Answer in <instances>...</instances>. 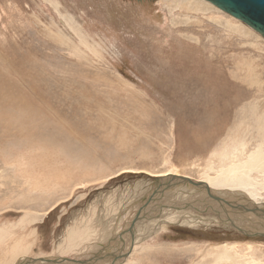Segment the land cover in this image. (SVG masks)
Here are the masks:
<instances>
[{"label":"rangeland","instance_id":"1","mask_svg":"<svg viewBox=\"0 0 264 264\" xmlns=\"http://www.w3.org/2000/svg\"><path fill=\"white\" fill-rule=\"evenodd\" d=\"M166 174L264 207V37L206 0H0V264L125 249L157 196L196 199ZM163 208L119 264H264V236Z\"/></svg>","mask_w":264,"mask_h":264},{"label":"bare ground","instance_id":"2","mask_svg":"<svg viewBox=\"0 0 264 264\" xmlns=\"http://www.w3.org/2000/svg\"><path fill=\"white\" fill-rule=\"evenodd\" d=\"M250 160H251V158H250ZM246 164H247V162H246ZM161 177H167L168 178L167 183L162 185V187L164 186V190L168 189L171 186L177 187L178 185L191 187L195 191L194 193H192L193 199H194V197L196 199L191 200V198H189V197L185 198L184 195L187 193H185L183 190V191H181L182 195L180 198L178 197L175 199H171V200H169V204L167 203L166 205H163L164 200H161L160 197L157 196L158 198H156L154 200L156 202V208L154 207L153 204H151L152 206H149V208H145V209L141 208L143 210V211L142 210L140 211L142 214V217H144V216L146 217V215H147V212L144 210L149 209L148 214H149V212L153 213L154 211L159 210V209H157V205H158V207H161V208L164 207L165 209H171L173 207L172 210L170 211L172 216H168V218L166 220H163V223H168V224L178 223L180 225L197 227L200 224L206 223L202 219V217H203L206 220L211 221L212 225H215V224L220 223V218L222 216L224 217V216L228 215L230 218V222L226 221L227 223H223V224H226V225L233 227L234 229H237V230L238 229L241 230V228H243V230H245V231L250 230V232L252 231L251 233L257 232V235H264V207L261 208L260 206H255V204H253V205H251V207H247V206L245 207L248 209V211H250L249 213H247V212L242 213L241 212L242 210L240 209L241 206L240 207H234V206L231 207L230 206L232 204L231 201H234V203L236 202V204H237L238 200H242V201L244 200L246 203L252 202L253 200L250 197H252L254 200H256L249 193L244 192V193H241L240 195L235 193L234 197L237 198L238 200L237 199L230 200V193L236 192L237 187H227V188H220L219 189V188H215L213 183L210 181L206 182V181H202V180H191L188 177L180 176L178 174H166V175L161 176ZM160 179H162V178H160ZM160 179H159V181L156 180L159 183V185L161 184ZM221 181H223V180H221ZM197 183H199V184H197ZM230 186H231V184H230ZM162 187L159 186V189H161ZM164 190H162V191L164 192ZM161 192H159V193H161ZM240 192H242V191H240ZM159 193H158V195H159ZM167 193H165V194H167ZM171 193H173V192H170V194ZM245 193H247V194H245ZM158 201H162V202L157 203ZM166 202H168V200ZM255 203H257V202H255ZM164 210H163V212H164ZM186 210H195V211L196 210H207V211L200 214L201 220L199 218H195V219H193L192 217L190 218L189 216H186L184 214H180V213L177 214L178 211L183 213V211H186ZM162 217H163V215L162 216L158 215L157 217H155V220L162 218ZM133 219L131 220L130 223H132ZM142 220H143L142 218L140 220H138L137 224L139 222H141ZM243 221L247 222L248 225L241 224V222H243ZM130 223H129V225H130ZM137 224H135L134 227H130L129 225L126 224V226L123 228V232H122L123 235L122 236L127 235L126 239L128 240V244L124 245L125 249H119L120 247H118V248L116 247L117 249H119V252H116L117 254L115 253V250L112 252L109 251L110 248L108 247L109 248L108 251H107V248H104L96 256L89 257L87 255V253L93 252V247L91 248V244H90L91 238L89 240V238H88L89 236H88L86 238L84 237L85 239L81 240L80 238L76 237L75 232L73 231V232H70L72 236H69L70 235V233H69L67 240H65V242H63L64 244L62 245L63 248L61 247V249H62L61 252L62 253L73 252V251L79 252V250L82 251V249L84 247H87L90 244V247H88V249H87V250H89V252H87L85 254V257L88 258L87 260H84V259L74 260V259H70V257H67V255L58 253L59 256L58 255H56L55 257L49 256V257L44 258V259L39 258L38 260H34V259H30V258L28 259V257L23 256L22 258L20 257V260H17L14 264H115L116 261H118V260L119 261L116 264H119L121 261H123L128 256L129 250L132 249L135 244H138L148 234V233L142 232L145 230V228H142V227L140 228L139 225H137ZM220 224H222V223H220ZM71 230H73V229H71ZM127 230H129V231H127ZM152 230H151V232H152ZM94 233L96 234V232H94ZM119 235H121V234H119ZM117 237H120V236H117ZM112 239H115V237L112 236ZM96 251H97V249H96ZM96 253H98V252H96ZM106 258L111 259V261L109 263H104Z\"/></svg>","mask_w":264,"mask_h":264},{"label":"water","instance_id":"3","mask_svg":"<svg viewBox=\"0 0 264 264\" xmlns=\"http://www.w3.org/2000/svg\"><path fill=\"white\" fill-rule=\"evenodd\" d=\"M206 1L212 3L214 6H216L223 12L231 15L232 17L236 18L237 20H240L241 22H243L244 24L255 30L257 33H259L262 37H264V0H206ZM160 178L161 177L159 178L156 177L154 180L159 181ZM167 180H168L167 177H163L162 179H160L161 181L160 187H162V185L167 183ZM144 211L147 212V210ZM141 218H142V214L141 212H138L129 226L134 227L135 224H137L138 220H140ZM225 219L230 220L229 216L226 215L224 217L222 216L220 218V221H224ZM250 235L262 236V237L264 236V235H257V232L250 233ZM118 261H116V263Z\"/></svg>","mask_w":264,"mask_h":264}]
</instances>
